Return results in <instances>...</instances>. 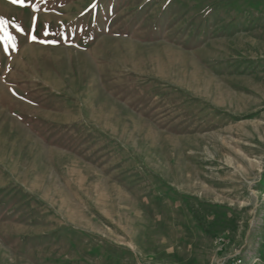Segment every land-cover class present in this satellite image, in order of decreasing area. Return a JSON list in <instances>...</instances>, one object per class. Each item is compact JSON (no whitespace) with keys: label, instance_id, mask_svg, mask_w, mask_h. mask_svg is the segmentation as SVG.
<instances>
[{"label":"rangeland","instance_id":"rangeland-1","mask_svg":"<svg viewBox=\"0 0 264 264\" xmlns=\"http://www.w3.org/2000/svg\"><path fill=\"white\" fill-rule=\"evenodd\" d=\"M0 17V264L261 247L264 0H0Z\"/></svg>","mask_w":264,"mask_h":264},{"label":"built area","instance_id":"built-area-1","mask_svg":"<svg viewBox=\"0 0 264 264\" xmlns=\"http://www.w3.org/2000/svg\"><path fill=\"white\" fill-rule=\"evenodd\" d=\"M261 198H264V189L260 192ZM222 261L219 264H264V250L262 252H248L244 257H241L240 252H237L228 260Z\"/></svg>","mask_w":264,"mask_h":264},{"label":"snow or ice","instance_id":"snow-or-ice-1","mask_svg":"<svg viewBox=\"0 0 264 264\" xmlns=\"http://www.w3.org/2000/svg\"><path fill=\"white\" fill-rule=\"evenodd\" d=\"M12 3L14 4H21L23 5L24 4V0H11ZM7 24H8V21L5 20L3 17H0V31L3 32V40L5 42V44L9 43V42H13L14 44V40L15 38L9 33V31L7 30ZM17 27V30L18 31H22L23 29L20 28L19 26H16ZM33 40L36 39L35 36L32 37Z\"/></svg>","mask_w":264,"mask_h":264},{"label":"crops","instance_id":"crops-1","mask_svg":"<svg viewBox=\"0 0 264 264\" xmlns=\"http://www.w3.org/2000/svg\"><path fill=\"white\" fill-rule=\"evenodd\" d=\"M258 241H260L261 242V247L260 248H250V246L249 245H247V244H245V245H247V247H249V249H247V250H243L242 251V253L240 252V254H241V257H244V251L246 252V251H248V252H262L263 250H264V230H263V237H262V240H260V239H258ZM246 242V241H245ZM245 247V246H244ZM252 250V251H251ZM241 251V250H240Z\"/></svg>","mask_w":264,"mask_h":264}]
</instances>
